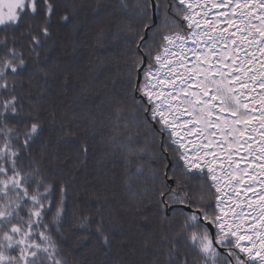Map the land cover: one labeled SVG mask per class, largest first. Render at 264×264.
<instances>
[{
  "label": "snow or ice",
  "instance_id": "6c2138e0",
  "mask_svg": "<svg viewBox=\"0 0 264 264\" xmlns=\"http://www.w3.org/2000/svg\"><path fill=\"white\" fill-rule=\"evenodd\" d=\"M82 6L0 0V264H68L60 244L69 184L104 128L96 164L119 158L137 213L155 205L158 233L143 243L150 264H264V0H96L94 14L116 17L97 42L110 36L120 45L90 69L112 64L116 74L105 80L122 81L106 124L91 116L76 130L63 121L57 146L34 152L44 119L31 93L38 74L49 76L41 56L60 25L77 31ZM89 83L75 94L78 105L87 104ZM46 119L54 123L56 112ZM67 141L74 146L61 153ZM73 219L84 231L77 244L96 238L108 248L120 226L87 205Z\"/></svg>",
  "mask_w": 264,
  "mask_h": 264
},
{
  "label": "trees",
  "instance_id": "16d2710c",
  "mask_svg": "<svg viewBox=\"0 0 264 264\" xmlns=\"http://www.w3.org/2000/svg\"><path fill=\"white\" fill-rule=\"evenodd\" d=\"M70 2L83 5L74 18L78 29L75 33H71L68 25H60L58 30L53 32L49 41V51L46 56H41V66L49 72V76L45 79L42 73L38 74L35 79L36 86L31 93L32 102L39 101L42 106L41 117L44 119L43 131L32 146L34 152H39L45 145L48 146L49 151L57 146V139L62 136L60 125L63 121H69L76 130L83 128L91 116L96 118L98 127L102 123L106 124L103 112L110 110V94H116L122 84L120 80L115 84L105 80L106 77L116 74L112 64H109L107 71L103 73L90 71L95 69L101 60L109 58L120 49V45L112 42L110 36L102 43L96 40L97 30L101 27L108 28L109 21L116 19L108 15L111 9L94 14L92 8L96 0H70ZM101 2L107 4L111 0H101ZM22 30L23 27L19 31ZM25 58L29 60L31 66L32 60L27 53ZM27 75L26 72L25 81ZM102 81L107 83V88L101 87ZM85 83H89L88 101L86 105L81 106L74 101V96ZM24 93L28 94L27 84ZM97 105L100 107L97 108ZM85 109H90V116L84 114ZM52 111L57 114L54 123L46 119L48 113ZM106 134L107 128H104L102 133L95 134L89 140L87 162L73 174L69 184L67 212L63 218V239L60 244L61 254L68 264H115L117 261L120 264H150L153 253L151 249L145 250L143 243L150 233L153 234L152 238L158 233V215H152L156 211L155 205L143 208L137 213V208L140 206L122 191V161L119 158L104 159L100 165L96 164L105 151L100 147L99 142L102 135ZM70 146H74V142H62L59 145L61 153ZM148 159L149 157L146 156L145 160ZM167 162L168 172L171 175L173 161L169 157ZM52 171L59 174L55 168ZM97 197L100 198V202ZM85 205L92 212L100 208L106 217L109 213L114 214V219L120 226L112 232L110 247L106 248L96 238L81 244L76 243L77 239L84 235V231L76 227L73 210L79 207L83 211ZM171 214L168 213L169 216ZM144 216H148L149 219L144 220L142 218Z\"/></svg>",
  "mask_w": 264,
  "mask_h": 264
},
{
  "label": "rangeland",
  "instance_id": "374dc122",
  "mask_svg": "<svg viewBox=\"0 0 264 264\" xmlns=\"http://www.w3.org/2000/svg\"><path fill=\"white\" fill-rule=\"evenodd\" d=\"M169 212L166 211V214L168 215Z\"/></svg>",
  "mask_w": 264,
  "mask_h": 264
}]
</instances>
